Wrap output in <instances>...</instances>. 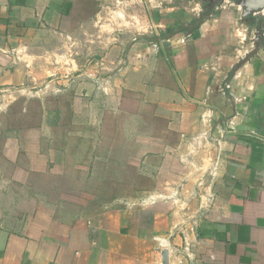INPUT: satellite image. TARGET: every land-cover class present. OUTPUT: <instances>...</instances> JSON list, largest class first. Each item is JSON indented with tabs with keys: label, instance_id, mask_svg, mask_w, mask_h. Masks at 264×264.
Wrapping results in <instances>:
<instances>
[{
	"label": "crops",
	"instance_id": "obj_1",
	"mask_svg": "<svg viewBox=\"0 0 264 264\" xmlns=\"http://www.w3.org/2000/svg\"><path fill=\"white\" fill-rule=\"evenodd\" d=\"M262 17L235 0H0V114L69 102L67 129L43 111L0 133V264H264ZM96 146L133 154L115 166L130 193L90 188L109 167Z\"/></svg>",
	"mask_w": 264,
	"mask_h": 264
},
{
	"label": "rangeland",
	"instance_id": "obj_2",
	"mask_svg": "<svg viewBox=\"0 0 264 264\" xmlns=\"http://www.w3.org/2000/svg\"><path fill=\"white\" fill-rule=\"evenodd\" d=\"M55 98H59V97L58 96H52V95L48 96L45 99L44 104H41V105H39L37 102L33 101V100H37V99H30L29 102L28 101L26 102L23 99L16 100L13 104H11L8 107L7 111L0 114V133H3V132L5 133V132H7V130H6L7 128L13 127L14 125H16L17 119L21 120V116H20L21 109H25V108L27 109L28 112H30L29 115H26V117H24L25 124L36 125L38 123V120H39V118H38L39 112L38 111L40 108H42V110L45 112L51 111L50 115H46L48 124L50 125L51 128L67 129L68 128V124H67L68 123V120H67L68 112L66 111L67 107L64 106V104L66 102H68V96L64 95L63 98L61 100H58V101H55L54 100ZM21 100H23V101L21 102ZM55 108L60 110V115H59L57 120H56V117L54 116L53 111H52ZM9 122H10V124L7 125ZM108 142L113 144L110 141H108ZM61 143L63 144V141L60 140V138H59L58 144L60 145ZM74 143L77 146L84 145L83 142H79V141H75ZM85 145L87 147L90 146L88 142ZM91 145L100 146V148H102V150H103V146L99 142H97L95 139H93ZM97 146L94 147V148H96V152H94L93 155H97L96 153H99L98 155H101L104 158H105V156H107V158H109V159H108L106 164L109 167L108 168L106 167V169L105 168L101 169L98 165L99 161L96 160V163L94 164V166H92V168L90 170H88V172L91 174V176L93 178H95L93 180H97V183L96 184L93 183L92 185H90V188L94 191L99 192V193H102V192L105 193L106 192V193H108V196L109 195H126V194L130 193V191H132L131 185L125 184L122 182H125V180H127V179L130 180L131 173L126 168L116 169L115 166H118L117 160L119 161V158H123L124 160H122V161L124 163H126L127 159H130L133 154L129 155V153H126V152L123 154H121L119 152L118 153L117 152H114V153L97 152L98 151ZM107 148L110 149V145L107 146ZM86 171L87 170H85V171L81 170L82 174H80V176H83ZM100 175L101 176H107L106 185H103V184L99 185L98 180H99ZM122 175H123V177H122ZM118 181H120V182L118 183Z\"/></svg>",
	"mask_w": 264,
	"mask_h": 264
},
{
	"label": "water",
	"instance_id": "obj_3",
	"mask_svg": "<svg viewBox=\"0 0 264 264\" xmlns=\"http://www.w3.org/2000/svg\"><path fill=\"white\" fill-rule=\"evenodd\" d=\"M223 1V0H217ZM236 4L240 7L243 16H253L258 13H263V17L258 22L257 31H262L264 23V0H235ZM217 5L218 2H215ZM168 263V251L164 250L161 253V264Z\"/></svg>",
	"mask_w": 264,
	"mask_h": 264
},
{
	"label": "trees",
	"instance_id": "obj_4",
	"mask_svg": "<svg viewBox=\"0 0 264 264\" xmlns=\"http://www.w3.org/2000/svg\"><path fill=\"white\" fill-rule=\"evenodd\" d=\"M55 101H58V100H61L60 98H55L54 99ZM23 100H21V102H22ZM33 101H35V102H37L39 105H41V103L38 101V100H33ZM64 106H66L67 107V112H68V109H69V102H66L65 104H64ZM53 111V114H54V116L56 117V120L58 119V117H59V115H60V110H58L57 108H55L54 110H52ZM39 113V116H38V118H39V120H38V123L37 124H39L41 121V119H42V115H43V110H42V108H40L39 109V111H38ZM30 114V112H28L27 111V109L25 108V109H21V112H20V116H21V120L20 119H17V121H16V125H14L13 127H9V128H7L6 130L7 131H11V130H21V129H25V128H30V127H34V126H36V125H32V124H25V121H24V117H26V115H29ZM51 114V111H47L46 112V115H50ZM47 117V116H46ZM10 124V122L7 124V125H9Z\"/></svg>",
	"mask_w": 264,
	"mask_h": 264
},
{
	"label": "built area",
	"instance_id": "obj_5",
	"mask_svg": "<svg viewBox=\"0 0 264 264\" xmlns=\"http://www.w3.org/2000/svg\"><path fill=\"white\" fill-rule=\"evenodd\" d=\"M146 2V4L149 6V7H152V8H161L163 7V4L165 2V0H144ZM12 52H6V54L10 55L12 54Z\"/></svg>",
	"mask_w": 264,
	"mask_h": 264
}]
</instances>
